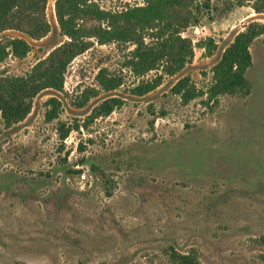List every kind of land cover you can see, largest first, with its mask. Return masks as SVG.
Instances as JSON below:
<instances>
[{"label": "rangeland", "instance_id": "obj_1", "mask_svg": "<svg viewBox=\"0 0 264 264\" xmlns=\"http://www.w3.org/2000/svg\"><path fill=\"white\" fill-rule=\"evenodd\" d=\"M98 2L117 11L144 0ZM45 18L51 30L40 38L27 24L0 32V42L21 37L31 46L0 61V76L25 75L69 40L56 0H47ZM254 21L264 12L214 0L183 35L213 37L218 47L207 55L196 46L175 74L139 75L132 43L91 38L64 89L43 90L23 121L0 131V264H175L172 250L195 252L198 264H264V35L251 47L250 93L207 94L224 49ZM100 72L121 85L104 88ZM184 77L200 95L173 90ZM51 97L59 100L53 119ZM113 98L119 106L97 115ZM61 127L70 130L65 140Z\"/></svg>", "mask_w": 264, "mask_h": 264}, {"label": "trees", "instance_id": "obj_2", "mask_svg": "<svg viewBox=\"0 0 264 264\" xmlns=\"http://www.w3.org/2000/svg\"><path fill=\"white\" fill-rule=\"evenodd\" d=\"M99 0H56V13L60 27L69 40L53 49L50 54L36 63L25 75L0 76V131L9 129L23 121L33 108L34 98L45 89L63 90L66 71L71 61L92 45L91 38L100 44L112 42L132 43L131 66L143 75L153 70L167 74L179 72L193 57L195 47L205 49L212 55L218 44L213 37L193 42L183 35L188 28L200 25L206 11L214 6V0H144L142 5L127 6L112 11L100 6ZM224 10L249 5L255 12H264V0H217ZM47 0H0V32L11 27L23 28L33 38L47 35L51 26L45 18ZM85 19H93L98 24L89 27L82 24ZM264 35V22L254 21L239 31L234 40L224 49L220 60L213 68V82L207 90L210 99L222 94L238 91L250 93L246 72L252 65L251 47L256 39ZM31 46L24 38H9L0 42V61L12 54L23 58ZM100 84L106 89L121 85L120 79H110L98 75ZM189 77L178 81L173 90L190 100L200 95L192 88ZM159 82L139 86L140 94L147 93ZM113 98L104 101L97 115H109L119 106ZM52 108L49 118L58 116L59 100L49 99ZM61 139L65 140L69 129L61 127ZM65 169V168H64ZM71 171L70 168L66 170ZM80 174L81 169H74ZM47 177L45 176L44 180ZM175 264H198L195 252L170 251Z\"/></svg>", "mask_w": 264, "mask_h": 264}]
</instances>
